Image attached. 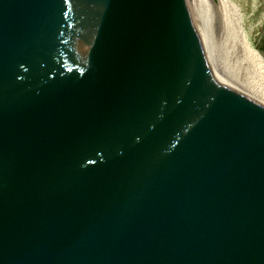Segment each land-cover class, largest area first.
Returning a JSON list of instances; mask_svg holds the SVG:
<instances>
[{
  "label": "water",
  "instance_id": "obj_1",
  "mask_svg": "<svg viewBox=\"0 0 264 264\" xmlns=\"http://www.w3.org/2000/svg\"><path fill=\"white\" fill-rule=\"evenodd\" d=\"M237 11L0 0V264H264Z\"/></svg>",
  "mask_w": 264,
  "mask_h": 264
},
{
  "label": "bare ground",
  "instance_id": "obj_2",
  "mask_svg": "<svg viewBox=\"0 0 264 264\" xmlns=\"http://www.w3.org/2000/svg\"><path fill=\"white\" fill-rule=\"evenodd\" d=\"M237 37L243 56V76L241 79L242 94L262 103L261 95L254 96L255 91L264 86V63L256 49L251 45L247 35L241 32L237 27Z\"/></svg>",
  "mask_w": 264,
  "mask_h": 264
},
{
  "label": "rangeland",
  "instance_id": "obj_3",
  "mask_svg": "<svg viewBox=\"0 0 264 264\" xmlns=\"http://www.w3.org/2000/svg\"><path fill=\"white\" fill-rule=\"evenodd\" d=\"M238 23L237 27L247 35L251 45L256 49L263 35L264 0H236ZM261 56L260 52L256 50ZM264 63V59L262 60Z\"/></svg>",
  "mask_w": 264,
  "mask_h": 264
},
{
  "label": "flooded vegetation",
  "instance_id": "obj_4",
  "mask_svg": "<svg viewBox=\"0 0 264 264\" xmlns=\"http://www.w3.org/2000/svg\"><path fill=\"white\" fill-rule=\"evenodd\" d=\"M258 47L264 53V37L262 38L261 42L258 43Z\"/></svg>",
  "mask_w": 264,
  "mask_h": 264
}]
</instances>
